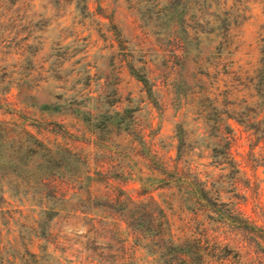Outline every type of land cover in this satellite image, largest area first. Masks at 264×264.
Segmentation results:
<instances>
[{
    "label": "rangeland",
    "instance_id": "rangeland-1",
    "mask_svg": "<svg viewBox=\"0 0 264 264\" xmlns=\"http://www.w3.org/2000/svg\"><path fill=\"white\" fill-rule=\"evenodd\" d=\"M12 7L0 18V88L23 83L30 95L0 93L1 124L62 146L51 170L73 187L47 192L56 215L45 230L32 225L42 185L22 153L11 159L0 128V264H264V137L227 117L259 110L264 0ZM22 40L30 46L15 60ZM230 133L237 173L222 161ZM203 181L208 204L195 198ZM155 232L163 238L147 239Z\"/></svg>",
    "mask_w": 264,
    "mask_h": 264
},
{
    "label": "trees",
    "instance_id": "trees-1",
    "mask_svg": "<svg viewBox=\"0 0 264 264\" xmlns=\"http://www.w3.org/2000/svg\"><path fill=\"white\" fill-rule=\"evenodd\" d=\"M15 1L17 0H0V18H3L5 16H12L16 14L17 7H12L13 4H15ZM221 9L224 11L229 10V7H226L225 5L220 6ZM228 12V11H227ZM25 38V37H24ZM22 38V39H24ZM27 39V38H26ZM27 46H30V43L22 42L18 45H15L14 50H12V56L15 58V60L19 57H21L25 51H28L26 48ZM30 51V50H29ZM264 66V58H260L258 60V65ZM27 75V74H26ZM142 85H144L146 92L150 94L151 88L148 83V80L145 76H138L137 77ZM11 87H14L20 92H24L27 95H30L28 92V87L25 84H9L7 87L0 88V93L7 92ZM252 96L259 102L256 103V106L258 107V111L255 113L254 116H243L239 114L238 112L233 111L231 114H227V117H232L234 120H236L238 123H248L251 124V126H256V131L260 134L259 137H264V80L262 82V86L259 87L258 84H255L253 87V94ZM255 100V101H256ZM45 106V103L38 104L37 108L41 109ZM261 114V115H260ZM250 126V127H251ZM0 128L2 130H5L7 133L8 138H12L14 140V143L11 146V159L14 161L15 158L22 153L25 159V165H28V172L31 176H34L37 180H39V183L42 185L41 194H40V202L42 203L39 207L40 212H42V217L38 219H34L31 221V224H35L37 226H40L43 230L47 229L49 227V220H51L55 215V210L47 209V206H43V203L47 202L49 200V197H47V192L51 196H55L56 194H61L62 196H65L66 192L73 187L71 185L72 182L69 181L70 176H64L62 178H58V175L55 174L53 170H51V165L53 161H56L55 153L60 149L62 146H58V143L55 142H49L45 141L41 138H39L37 135L31 133L29 130L24 129L23 126H19L18 128H13L10 126H6L1 124L0 120ZM218 134H215L217 136ZM220 136V134L218 135ZM225 139V147H224V153L222 161L224 163H228L231 167H233L234 171L237 173L240 171L238 163L232 158L230 154V146L231 143L235 140V136L233 133H230L229 135H223ZM65 151L68 152V148L63 147ZM174 172H177V164L173 166ZM71 179V178H70ZM76 179V178H75ZM90 185V184H88ZM204 181L202 182L201 186L194 187V193L195 198L201 199L205 202V204H208L210 202V198L206 196V191L204 189ZM152 199V196H149ZM42 200V201H41ZM127 200L133 201L134 197H132L131 194L127 195ZM146 216V223L147 226L142 228V231L145 230L149 233H151L154 229L153 220H154V214L153 212H148L145 214ZM40 217V216H39ZM133 215L130 216V218L133 219ZM132 222H127V225L131 224ZM165 223L167 222V219H165ZM42 230V231H43ZM138 230H141L140 228ZM44 233V231H43ZM169 233V234H168ZM44 235V234H43ZM42 237H45V235ZM160 235L159 238H163V234L159 232L153 233L152 237H148L150 239H154L153 236ZM167 239H169L168 243L173 246H179L178 243L174 242V239H176L172 233L167 231ZM154 240H158L155 238ZM29 255H34L33 252L28 251ZM177 258L182 261H186V258L188 257L183 252H178L176 254ZM180 264V263H179Z\"/></svg>",
    "mask_w": 264,
    "mask_h": 264
}]
</instances>
